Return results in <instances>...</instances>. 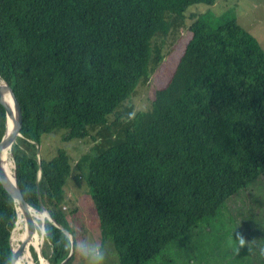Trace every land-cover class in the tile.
<instances>
[{
  "label": "trees",
  "instance_id": "16d2710c",
  "mask_svg": "<svg viewBox=\"0 0 264 264\" xmlns=\"http://www.w3.org/2000/svg\"><path fill=\"white\" fill-rule=\"evenodd\" d=\"M213 2L0 0V78L22 112L19 189L31 207L41 203L77 235L62 210L64 187L68 180L76 189L85 185L100 242L112 243L119 264H148L264 176V51L229 13L196 15L150 109L127 124L120 114L162 62L165 37L179 31L185 11ZM4 122L0 105V140ZM55 133L64 141L88 137L91 149L71 163L58 147L38 164L36 144ZM13 204L7 183L0 191V264L11 255ZM48 227L47 258L59 264L67 258L63 231L52 221Z\"/></svg>",
  "mask_w": 264,
  "mask_h": 264
},
{
  "label": "rangeland",
  "instance_id": "374dc122",
  "mask_svg": "<svg viewBox=\"0 0 264 264\" xmlns=\"http://www.w3.org/2000/svg\"><path fill=\"white\" fill-rule=\"evenodd\" d=\"M205 11L215 17L227 13L232 15L241 27L257 39L264 51V0H214L211 5L200 3L190 6L185 11L186 17L183 25L179 26V31L170 32L165 37L162 62L151 72L148 80L137 85L133 94L120 108L124 123L127 124L136 111L150 109L155 88L165 85L190 37L188 29L190 23L196 15ZM113 133L119 136L120 128L113 126ZM91 146L92 140L88 137L84 140L64 141L61 133L48 134L42 137L41 145L38 146V156L42 154L50 158L56 148L62 147L67 151L70 162L74 163L80 154L88 152ZM250 185L228 198L215 217L201 222L192 232L181 236L176 243H171L148 264H264V257L259 255L256 246L264 245V176ZM64 190L62 210L77 232V237L100 242V233L94 223V208L87 195V187L82 185L76 189L68 180ZM20 228H23V223ZM237 233L250 241L249 248L244 246L237 252L238 243L235 238ZM106 243L111 246L108 248L106 264H119L112 243L110 241ZM41 245L48 260L49 248L45 241ZM32 246L34 245H29L30 249ZM33 262L36 264L34 259ZM72 264L84 262L78 256H74Z\"/></svg>",
  "mask_w": 264,
  "mask_h": 264
},
{
  "label": "water",
  "instance_id": "95a60500",
  "mask_svg": "<svg viewBox=\"0 0 264 264\" xmlns=\"http://www.w3.org/2000/svg\"><path fill=\"white\" fill-rule=\"evenodd\" d=\"M0 105L3 107L4 110V116H5V122H4V131L3 135L0 140V150H5L6 148L10 149L8 158L6 160V169L5 172L0 179V191H7V183L10 178V175L12 173L13 180L16 186L17 190V195H16V204H13V211L16 214V222L14 228L11 230L10 233V248H11V255H19L24 247L27 245L29 241L32 239H35V244L31 248L33 249L36 258H37V264H50L49 261L44 257L42 253V245L43 242L41 241L39 231H40V221L41 218L47 214L48 217L51 219V221L59 227L62 231L65 229L58 224L48 213L46 208L40 203V209H36L31 207L26 200L24 199L19 186L17 184L16 180V174H15V162L16 158L22 148V139H23V134H22V112L20 105L16 99V96L14 95L12 89L10 86L0 78ZM7 97L10 98L12 102L13 108L10 106V104L7 101ZM8 128L9 130L6 131L5 128ZM37 148V162L40 164L39 156H38V145L36 144ZM39 174V173H38ZM18 214H21V216H25L31 220V225L26 228L25 232V237L20 238V241L18 245L13 246L12 245V239H13V234L15 231L17 219H18ZM35 237V238H34ZM68 259V256L65 260L60 262L59 264H63L66 260ZM34 264V262H32Z\"/></svg>",
  "mask_w": 264,
  "mask_h": 264
},
{
  "label": "clouds",
  "instance_id": "9594fccd",
  "mask_svg": "<svg viewBox=\"0 0 264 264\" xmlns=\"http://www.w3.org/2000/svg\"><path fill=\"white\" fill-rule=\"evenodd\" d=\"M49 224H51V219L45 214L40 221L39 235L42 242L50 241L51 230L48 227ZM235 238L238 243L237 252L241 247L247 246L249 248L251 246L250 241L243 235L237 233ZM62 243L69 259L78 256L84 264H106L109 251L107 245L102 242L88 238H78L73 231L65 229L62 233ZM256 246L259 249V255L264 257V245ZM6 264H19V261L13 255L7 259Z\"/></svg>",
  "mask_w": 264,
  "mask_h": 264
},
{
  "label": "bare ground",
  "instance_id": "6f19581e",
  "mask_svg": "<svg viewBox=\"0 0 264 264\" xmlns=\"http://www.w3.org/2000/svg\"><path fill=\"white\" fill-rule=\"evenodd\" d=\"M7 101L10 104V106L13 108L12 102H11L9 97H7ZM5 130L8 131L9 129L6 127ZM9 152H10L9 148H6L5 150H0V168H1L2 172H3V174H4L5 169H6V164H7L6 160L8 158ZM8 184H9L10 191H11V194H12L13 202H14V204H16L17 190H16V186H15V183H14V180H13L12 173H11L10 178L8 180ZM22 223H23V230L21 231L20 235L18 236V240L19 241H20V238L25 237V234H26L25 230H26V228H28V226L31 225L32 222H31V220L29 218H27V217H25L23 215L21 216V214H18V219H17L15 231L20 228ZM30 244L35 245V244H38V243H35V239H32L31 241H29L27 243V245L24 247L23 251L19 255H17L15 257L16 260L19 261V264H32L33 258H32L31 252H30V247H29ZM24 260H27V261L24 262ZM43 264H46V263H43Z\"/></svg>",
  "mask_w": 264,
  "mask_h": 264
}]
</instances>
